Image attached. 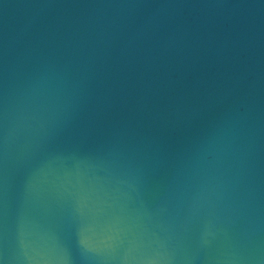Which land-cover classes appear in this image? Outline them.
<instances>
[{
  "label": "water",
  "instance_id": "obj_1",
  "mask_svg": "<svg viewBox=\"0 0 264 264\" xmlns=\"http://www.w3.org/2000/svg\"><path fill=\"white\" fill-rule=\"evenodd\" d=\"M0 264H264V0H0Z\"/></svg>",
  "mask_w": 264,
  "mask_h": 264
}]
</instances>
